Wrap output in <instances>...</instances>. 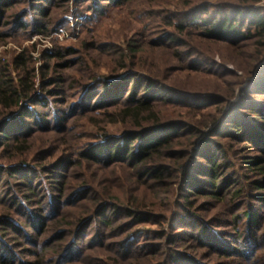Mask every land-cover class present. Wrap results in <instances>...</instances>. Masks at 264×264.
<instances>
[{"label":"trees","instance_id":"1","mask_svg":"<svg viewBox=\"0 0 264 264\" xmlns=\"http://www.w3.org/2000/svg\"><path fill=\"white\" fill-rule=\"evenodd\" d=\"M66 3L0 0V43L61 31ZM75 3L78 49L0 61V264H264L259 0ZM124 8L131 36L94 34Z\"/></svg>","mask_w":264,"mask_h":264},{"label":"rangeland","instance_id":"2","mask_svg":"<svg viewBox=\"0 0 264 264\" xmlns=\"http://www.w3.org/2000/svg\"><path fill=\"white\" fill-rule=\"evenodd\" d=\"M209 2L215 3L219 0H207ZM69 3H66L65 9L68 10V13L65 15V26L63 29L57 33L52 34L48 38H42L38 36L32 37L28 41H24L22 38H18V41L16 40H8L7 43H0V61L1 62H11L12 59L20 52H22L25 48H29L32 46V44L36 45V49L33 52L34 60L37 63V69H39L42 64L44 63L42 61V54L44 51H49V53H52L56 47L60 46L63 48L68 47H76L78 49V43L79 41L87 35V29H83L82 23L83 18L79 16L80 9L76 6L75 0H68ZM258 6L261 8H264V0H259ZM87 16V15H86ZM90 28L94 32L96 36H98L102 41H120L123 36H131L135 31V29H138L140 27V22L138 19L135 18V15L128 11L127 9H112L108 12L107 16L103 17L101 20L97 22H92L90 24ZM89 36V35H88ZM254 47L252 45H249L248 43H245V68L250 67V70H253L254 74L257 73L258 68L260 65L259 63H256V59L254 58ZM86 55L89 57L90 55H93L94 58L98 60L97 56H99L98 53L90 52L89 51H81L80 55ZM72 59V58H71ZM219 59V58H218ZM217 59V60H218ZM99 64L101 65L102 69L100 70L99 76H102L103 74L106 75L109 72V69L105 66L109 62V58H101L99 60ZM96 64V63H95ZM92 64V65H95ZM255 68V66H257ZM229 68L233 69L232 65H229ZM180 77H178V82H184L186 85L192 86L195 83L186 82L189 79L193 77H188L186 74L184 75L179 74ZM250 80V77H247L245 75V83L247 84ZM227 85V82H221L222 90L225 89V86ZM238 90L236 97L231 101L235 102L239 99ZM83 127H81L79 132H89V131H95V127L89 126L86 124V122H82ZM85 124V125H84ZM119 127H110L111 131H116ZM155 229V227H153Z\"/></svg>","mask_w":264,"mask_h":264}]
</instances>
